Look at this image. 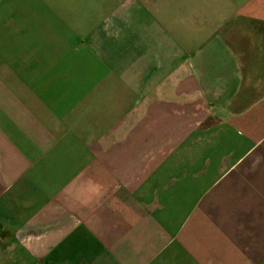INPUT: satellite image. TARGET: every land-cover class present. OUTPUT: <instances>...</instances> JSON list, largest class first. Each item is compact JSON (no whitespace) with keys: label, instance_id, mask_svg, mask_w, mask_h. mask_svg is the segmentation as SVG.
Masks as SVG:
<instances>
[{"label":"crops","instance_id":"crops-1","mask_svg":"<svg viewBox=\"0 0 264 264\" xmlns=\"http://www.w3.org/2000/svg\"><path fill=\"white\" fill-rule=\"evenodd\" d=\"M0 264H264V0H0Z\"/></svg>","mask_w":264,"mask_h":264}]
</instances>
